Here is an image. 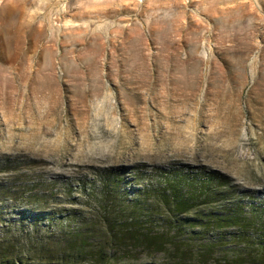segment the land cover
Instances as JSON below:
<instances>
[{"label": "rangeland", "instance_id": "obj_1", "mask_svg": "<svg viewBox=\"0 0 264 264\" xmlns=\"http://www.w3.org/2000/svg\"><path fill=\"white\" fill-rule=\"evenodd\" d=\"M171 167L264 197V0H0L8 258L63 264L36 237L93 230L100 173L130 198Z\"/></svg>", "mask_w": 264, "mask_h": 264}, {"label": "trees", "instance_id": "obj_2", "mask_svg": "<svg viewBox=\"0 0 264 264\" xmlns=\"http://www.w3.org/2000/svg\"><path fill=\"white\" fill-rule=\"evenodd\" d=\"M117 174L100 173L90 186L93 230L36 237L35 246L65 242L63 264H264V197L239 192L218 172L175 167L150 173L132 197H118ZM5 242L0 264H47L8 258L15 246Z\"/></svg>", "mask_w": 264, "mask_h": 264}]
</instances>
